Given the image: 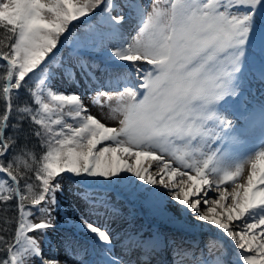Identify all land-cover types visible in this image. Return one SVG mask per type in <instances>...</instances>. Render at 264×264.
I'll return each mask as SVG.
<instances>
[{
  "label": "snow or ice",
  "instance_id": "1",
  "mask_svg": "<svg viewBox=\"0 0 264 264\" xmlns=\"http://www.w3.org/2000/svg\"><path fill=\"white\" fill-rule=\"evenodd\" d=\"M257 47L264 56V0H0V204L17 213L14 231L8 217L0 228V264H264V136L247 157L228 151L240 142L228 113ZM97 73L92 106L106 98L116 126L57 83H99ZM100 184L167 201L170 222L223 251L205 259L199 244L169 240L172 258L158 259L159 234L88 218L120 215ZM157 184L168 191L146 187ZM69 188L86 212L48 255L41 241L51 249Z\"/></svg>",
  "mask_w": 264,
  "mask_h": 264
},
{
  "label": "bare ground",
  "instance_id": "2",
  "mask_svg": "<svg viewBox=\"0 0 264 264\" xmlns=\"http://www.w3.org/2000/svg\"><path fill=\"white\" fill-rule=\"evenodd\" d=\"M98 76H100L101 84H104L105 83L104 77L100 73H98ZM77 80H78V83H72L68 81H63V82L58 81L57 83H58V86L60 85L63 88V90H65L66 88H72L76 90V92H84L85 90L88 91L92 87L97 88L95 83L89 82L84 79H80L79 74L77 76ZM258 94L261 97L264 96V88L260 87ZM84 103L86 104V102ZM89 110L94 116H96V113H94L91 108H89ZM228 115L230 119H232L234 122L238 124V126L244 127V124L248 122L247 116L235 114L232 107ZM238 138L240 141L239 136ZM260 146H261V139L260 140L258 139V142L256 144L249 145V146L246 144V142L240 141L232 145V147L228 151L234 157L235 156L247 157L251 155L253 152L260 150ZM146 159L147 158H142V161L144 162L142 164L145 167H148L149 164L154 165L156 163L155 161H151V160L145 161ZM250 170H251V165L249 164L244 169V172L242 173V175L246 178ZM152 175H156V172L152 171ZM166 180H167V177H166ZM177 180H179V177H177ZM238 182L244 183L245 180H238ZM169 183L171 182L169 181ZM116 186L118 187L120 191H122L123 193H126V197H127V199H125L126 197L124 199L121 197L118 198L117 205H114L117 209H119V212H120L119 217L115 218L114 220H109L104 215H99V216L93 215V216L88 217L91 221L97 223L101 227L107 224L108 227L113 228V229L123 227L126 229L134 230L135 228H137L138 231H141L144 234H148L147 232L153 231L151 230L152 227L151 226L140 227L141 225L139 223L143 215H145L146 218L148 217L149 219H152L155 223H157L160 229L165 228L169 234H171L172 236H174V238H176V240L183 241V243H187L188 245L199 244L200 247L204 246L205 244L204 239L203 241H200V242H197V241L194 242L193 240L189 239L184 234H180L179 232L173 230L178 225L176 223L170 222V218L173 217V210L171 209V205H167V201L162 202L161 199H158L157 197L153 196L151 193L137 190L135 189L134 186H129L125 184L116 185ZM146 187H149V188L154 187L160 190L161 192L168 191L164 189L162 185H159V184L155 186H146ZM204 187L206 188L207 186H204ZM220 190L213 188L211 192L209 193V195L213 196V198H216ZM228 191L231 192L232 188L228 187ZM61 199L63 201L65 200V205H63V208L66 213L65 212L62 213L60 216L56 217V220L54 221L57 224V228L56 230L53 231V233L57 235L58 239L60 236L70 232L73 229V223H70L69 220L74 221L77 217H79L81 214L86 212L83 202L79 201L76 198V196L74 195V191H70V190L67 191V194L64 196V199L63 197ZM128 199L135 201L138 204H142L141 206H143L144 211L140 209L139 205H136L135 214L132 217H128L127 215L128 213L127 208L129 207V204L127 203ZM166 205L169 209L167 212L164 211V208ZM149 206H151V208H149ZM196 231L197 230H193L192 233ZM204 234L205 235L203 236V238H206L205 241H208L207 235H206L207 233H204ZM80 239L82 243H85V244L89 243L87 240L83 238V236L82 237L80 236ZM215 248L216 250L220 252V254L223 251V249H219L220 247L218 246ZM45 253L48 255H52L55 252L52 250H47L45 251ZM157 258L160 259L159 255L157 256Z\"/></svg>",
  "mask_w": 264,
  "mask_h": 264
},
{
  "label": "rangeland",
  "instance_id": "3",
  "mask_svg": "<svg viewBox=\"0 0 264 264\" xmlns=\"http://www.w3.org/2000/svg\"><path fill=\"white\" fill-rule=\"evenodd\" d=\"M116 2H117V4H121V3H123V0H116ZM124 11L126 12L127 9H124ZM128 31L132 32L133 35L135 34L134 30L131 28H129ZM99 55L100 54H96L97 59L99 58ZM262 68H264V59L258 54V52L255 49V51L248 57V60H247V63H246L245 69H244V76L242 79V86H243L244 91L251 92V94H252L258 89V86L263 85V83L261 82L262 80L260 79V74H261ZM97 75H98V73H97ZM77 76H78V74H77ZM95 84H96L97 88H100V86L102 85L101 80L99 81V83H95ZM59 87L61 88V90H63V88L60 85H59ZM97 88L92 87L88 91L85 90L84 92H76V90H74L72 88H66L65 90L68 92L78 93L79 96L81 97V99H83V101L86 102V104L90 106V108L92 109V111L94 113H96L97 118L102 119V121L104 123H107L109 126H116V120L113 118V114L107 106L108 101L106 100V98H102V103H104L103 108H101L99 106H92V100L94 98L95 91L97 90ZM101 90L102 91H109V92L112 91V89H110L109 87H106V86L103 87ZM111 103H112L113 107H115V105H116L115 98L111 101ZM247 103H249L248 100L244 99V97L242 95L241 97L237 98L233 104L239 105L240 110L243 113V112H245V110L250 111L251 107L253 106L252 104L247 105ZM256 105H260V102H257ZM65 111H66V109H65ZM65 118L68 119L67 117H65ZM69 122H71L70 119H69ZM130 163H134V161H130ZM142 163H144V162L142 161ZM93 187H94L95 193L97 195L106 196L108 198V200H110L112 205H117V199L118 198L121 197L124 199L126 197V193H123L122 191H120L116 185L106 186V185L100 184V185H95ZM69 190L75 191L72 188H69L67 191H69ZM67 191L62 196L63 199H64V196L67 194ZM62 197H60V199ZM125 199H127V197ZM61 201L63 202L62 204L65 205V200L63 201L61 199ZM127 203L130 206V208L128 207L127 209H131L130 211H132L134 214H135L136 205H139L143 209V206H141L142 204H138L137 202L132 201L130 199H128ZM149 208H151V206H149ZM53 215L55 216V213H53ZM139 223H140V225L143 224L142 221H139ZM162 229H163V232L167 235V236H163L161 239V241H163L162 246L164 247V255L166 258L171 259L172 258L171 247L166 246L167 241L168 240H175L177 242V244L181 243V241L176 240V238H174V236L169 234L165 228H162ZM173 230L179 232L180 234H184L185 236H187L189 239L193 240L194 242L195 241L200 242V241H203V239H204V243L207 242V241H205L206 238H203V236L205 234H193L192 232H185V231L181 230L179 228V226H177ZM206 235H207V239H209V235L208 234H206ZM49 237H50V241L52 244L51 249L48 246H45L43 244V241H41V246H42V248H44L45 251L52 250L55 252V245H56V241L58 240L57 235L54 234L52 231L49 233ZM87 241H88V238H87ZM192 245H188L186 243H183V247L187 248V249H191ZM218 247H220V246L218 245ZM224 247L226 248L227 245H225ZM200 249H203V258H205V259H215V257L220 254V252L218 250H216L215 247L208 249V248H204V246H203V247L197 248L195 250L197 257L201 256ZM219 249H221V248H219ZM230 255H231V253L229 250V256ZM187 263H189V261H186V264Z\"/></svg>",
  "mask_w": 264,
  "mask_h": 264
},
{
  "label": "trees",
  "instance_id": "4",
  "mask_svg": "<svg viewBox=\"0 0 264 264\" xmlns=\"http://www.w3.org/2000/svg\"><path fill=\"white\" fill-rule=\"evenodd\" d=\"M3 73V66L2 64H0V74ZM4 110V102L3 100H0V113H2ZM3 178V175L0 174V179ZM11 205H12V209L13 210H9L7 213H5L3 211L4 209V205L0 204V228H3L4 227V223H3V220L5 217H8V218H11L12 220V223L9 225V227L11 228L12 231L15 230V220L17 218V213L14 211V202H9Z\"/></svg>",
  "mask_w": 264,
  "mask_h": 264
}]
</instances>
